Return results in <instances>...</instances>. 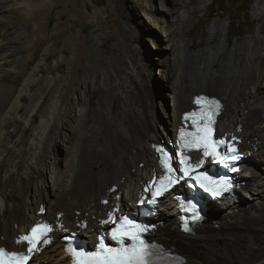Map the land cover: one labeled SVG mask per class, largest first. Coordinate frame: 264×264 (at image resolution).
Returning a JSON list of instances; mask_svg holds the SVG:
<instances>
[{
    "label": "bare ground",
    "instance_id": "bare-ground-1",
    "mask_svg": "<svg viewBox=\"0 0 264 264\" xmlns=\"http://www.w3.org/2000/svg\"><path fill=\"white\" fill-rule=\"evenodd\" d=\"M194 2L173 0L169 6L165 0H142L139 12L155 50L164 56L158 62L152 56L151 65L144 62L137 35L129 32L134 57L125 55L119 64L125 50L118 49L88 69L74 89L71 77L58 96L47 100L60 78L43 76L40 64L27 76L18 73L17 55L28 52L22 44L39 33L37 12L50 0H0V245L16 246L30 224L43 220L53 228L46 237L51 243L41 242L34 258L41 264H69L62 233L77 230L92 238L97 227L147 195V186L160 174L152 143L173 141L181 112L192 108L194 94L207 89L224 102L218 134L235 136L248 154L237 183L242 195L223 197L221 206L209 203L212 217L188 234L179 230L166 195L160 203L162 222L153 234L173 246L183 264H264V171H256L259 162L264 164V0H254L256 24L241 41L229 40V18H215L199 49L183 28L195 8L207 7L206 0ZM21 17L24 37L13 30L6 38L4 27ZM153 65L162 66L170 110L152 86ZM95 90L100 94L92 104ZM71 92L75 99H67Z\"/></svg>",
    "mask_w": 264,
    "mask_h": 264
},
{
    "label": "rangeland",
    "instance_id": "rangeland-1",
    "mask_svg": "<svg viewBox=\"0 0 264 264\" xmlns=\"http://www.w3.org/2000/svg\"><path fill=\"white\" fill-rule=\"evenodd\" d=\"M172 1L165 0V3L170 6ZM200 1L195 0L194 3L198 5ZM140 2L142 0H50V6L42 5L37 12L39 33L29 37L28 42L22 44V46L27 44L29 50L27 53L17 55L19 58L17 72L27 76L40 64L43 76L60 78L56 87L48 93V100L51 96H58L62 90L61 87L63 88L71 77L75 83L72 86L74 89L78 79L80 80L88 69L109 60L118 49L125 50L124 54L117 57L119 64L124 62L125 55L134 57L135 52L129 43V32L131 35H137L136 42L140 47L144 62H148L149 65L154 61L158 62L164 53L160 54L155 50L154 39L148 32L147 22L139 12ZM206 2V8H195L190 18L183 23L184 35L190 40H194L192 47L195 49L204 47L208 34L207 28L215 18L219 22L229 18L228 38L231 43L235 38L241 41L253 30L256 24L252 12L254 0H206ZM102 3L103 5H100ZM219 7H222L223 11H217ZM215 10L216 13H211ZM50 16H52L51 22H49ZM22 25L23 17L17 19L12 25L4 27L5 37L8 39L13 37L15 34L12 32L13 30H17L16 34L19 32L17 34L19 37H24L23 30H21ZM150 48L153 50L151 53ZM168 51L170 50L168 49ZM30 53L31 56L28 57ZM43 56H46V60H42ZM152 58L155 59L153 63ZM56 64H58L57 68H55ZM160 67L162 66L153 65L151 70L152 86L158 95H163V105L166 110H170L172 107L171 96H168L167 81L161 75ZM36 77L41 78L42 74L36 72ZM162 81L164 82L162 83ZM34 85L36 88L39 83ZM206 90L204 91L207 93L218 95ZM98 93L100 94L98 90H95L91 94L92 104L96 103ZM74 97L73 92L67 95V99H75ZM36 122H38V117L33 124ZM30 129L24 135L27 139L30 137ZM62 149V146L56 148L58 155L63 153ZM10 155L14 156L15 153L10 152ZM263 165L259 162V168L256 167L259 170L256 171H264ZM243 193L246 194V192ZM43 204L45 206L47 203ZM44 210L45 208H43ZM262 225L264 226V224ZM173 251H175L174 248Z\"/></svg>",
    "mask_w": 264,
    "mask_h": 264
},
{
    "label": "snow or ice",
    "instance_id": "snow-or-ice-1",
    "mask_svg": "<svg viewBox=\"0 0 264 264\" xmlns=\"http://www.w3.org/2000/svg\"><path fill=\"white\" fill-rule=\"evenodd\" d=\"M217 107L219 104L217 103ZM183 136V130H182ZM220 143H225V141H220ZM210 153L205 152V155H209ZM226 159H231L232 161H237L240 159V155L238 153V149H232V155L230 157H225ZM199 167V165H196ZM233 171H239V169L235 166L232 168ZM168 179V177H165ZM162 182V181H161ZM226 185L225 191L231 187L230 182L221 181ZM158 194H162L158 192ZM220 193L214 192L213 195H219ZM143 203V201H141ZM149 202H154L149 201ZM107 203V201H105ZM61 227H63L61 225ZM138 227V226H137ZM53 231L51 225H38L37 227L31 229V236H24L22 238L23 241L29 242L31 247L27 248V253L25 252H16L9 251L5 248H0V264H28V261L32 257V253L34 250H40L39 245L41 242L43 244H50L51 239L46 238L50 232ZM140 231H144V229H140ZM39 233V235H38ZM133 239L138 240L139 236H134ZM103 248V246H101ZM68 251L73 254L74 258H85L88 257L94 260L95 264H133V261H136V264H149L147 257L151 255L150 252L147 251V246L143 244L141 241V246L139 248L133 247L131 249L121 247L120 249H108L107 252L111 255H105L103 252L96 253H85L76 251L74 248H69ZM73 264H85L83 259H74Z\"/></svg>",
    "mask_w": 264,
    "mask_h": 264
},
{
    "label": "trees",
    "instance_id": "trees-1",
    "mask_svg": "<svg viewBox=\"0 0 264 264\" xmlns=\"http://www.w3.org/2000/svg\"><path fill=\"white\" fill-rule=\"evenodd\" d=\"M249 4H250V2H249ZM100 5H103V3L100 4ZM216 5L219 6L218 3H216ZM217 11H223V8L222 7H219ZM217 11L216 10L215 11H211V13H216ZM51 21H52V16H50V18H49V22H51Z\"/></svg>",
    "mask_w": 264,
    "mask_h": 264
},
{
    "label": "water",
    "instance_id": "water-1",
    "mask_svg": "<svg viewBox=\"0 0 264 264\" xmlns=\"http://www.w3.org/2000/svg\"><path fill=\"white\" fill-rule=\"evenodd\" d=\"M205 215H206V216H210V217H212V216L210 215V213H209V212H208V213H206Z\"/></svg>",
    "mask_w": 264,
    "mask_h": 264
}]
</instances>
